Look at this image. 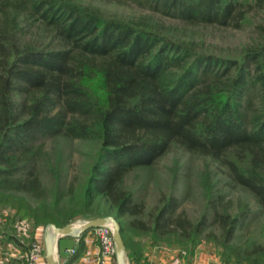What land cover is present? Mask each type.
Instances as JSON below:
<instances>
[{"label": "trees", "instance_id": "16d2710c", "mask_svg": "<svg viewBox=\"0 0 264 264\" xmlns=\"http://www.w3.org/2000/svg\"><path fill=\"white\" fill-rule=\"evenodd\" d=\"M131 1L188 25L241 28L249 12L264 10V0ZM27 24L41 29L39 40L22 42L17 36ZM260 28L259 38L239 54L224 55L163 33L144 19L106 17L76 0H0V205L14 208V217L31 218L34 238L39 227L66 225L80 211L91 214L100 197L108 206L91 212L117 217L132 262L170 234L193 254L206 218L193 222L185 211L178 212L179 200L172 195L146 221L145 200L125 185L130 172L154 164L178 145L225 165L230 184L249 190L264 208ZM45 137L100 143L81 184L80 211L59 203L66 177L58 163L43 165ZM43 171L49 172L52 189L43 182ZM67 189L74 191V180ZM51 191L56 196L48 203ZM14 192L39 203L17 205L11 202ZM222 201V196L211 201V222L230 239L252 210L222 213L217 209ZM129 227L142 237L134 245L126 235ZM253 253L263 256L254 263L264 264V246L255 245Z\"/></svg>", "mask_w": 264, "mask_h": 264}, {"label": "rangeland", "instance_id": "374dc122", "mask_svg": "<svg viewBox=\"0 0 264 264\" xmlns=\"http://www.w3.org/2000/svg\"><path fill=\"white\" fill-rule=\"evenodd\" d=\"M76 1L93 8L106 17L125 18L135 22L144 19L160 27L163 33L176 34L178 37L193 40L201 49L224 55L239 54L246 45L259 38L260 31H262L260 26L264 27V10H252L249 12L245 24L241 28H234L215 25H188L177 19L161 16L147 8H142L131 0L128 2ZM21 24L23 25V23ZM34 27L27 24L25 30L17 36L21 38L22 42L39 40L43 32ZM41 140L43 141L41 153L43 165L47 167L50 164L58 163L66 177L63 185L64 194L59 201L60 205L71 211H80L81 204L78 203V199L81 194V184L85 183L88 177L91 164L100 147L99 141L71 140L62 137H45ZM227 171L225 165L206 155L190 152L178 145H173L154 164L130 172L126 176L125 185L134 190L138 197L145 200L147 207L143 219L146 221L149 220L150 213L157 212L172 195H175L179 200L178 212L185 211L193 222H198L203 217L208 222L204 232L197 236L199 244L213 247L222 253L226 264H262L260 261L254 263L253 260L263 256L260 253L257 255L253 253V247L255 245L264 246V208L256 202L249 190L240 185H231ZM42 177L43 182L52 189L53 184L49 172L43 171ZM71 180H74L73 192L67 191V184ZM48 195L47 202H54L55 191H51ZM220 196L223 197V201L217 208L219 212L234 216L246 206L252 210L251 218L244 226L237 228L234 236L230 239L226 238L219 224L211 222L214 216L211 201L217 200ZM11 202L17 205L25 202L37 205L39 200L14 192ZM107 206V202L98 197L88 210L91 214H81L80 211L69 223L81 224L85 220L102 217L93 212ZM0 208V230L7 229L6 237L8 239L12 240L9 236L11 233L24 241L23 246L30 249L33 243L37 242L35 236L33 238L34 221L25 216L14 217L16 210L10 206L0 205ZM126 219L128 220L126 217L123 222ZM46 226H42V230L45 231ZM90 232L99 243L95 232ZM126 235L132 245L135 240L142 238L137 230L130 227ZM148 239V236L144 237L143 241L148 242ZM161 240L164 246L180 247L177 245L180 240L175 234H170ZM13 242L17 243L18 241ZM167 243L174 245H167Z\"/></svg>", "mask_w": 264, "mask_h": 264}, {"label": "crops", "instance_id": "0c3cea01", "mask_svg": "<svg viewBox=\"0 0 264 264\" xmlns=\"http://www.w3.org/2000/svg\"><path fill=\"white\" fill-rule=\"evenodd\" d=\"M44 232V229L39 227L35 232V239L40 242L44 241ZM91 233H86L82 237L74 235L59 237L56 259L61 264H99V243ZM71 249H76V251L72 253ZM28 251L29 248L26 250L23 244H17L8 239L6 233L0 230V264H26ZM41 264H48L46 255ZM132 264H226V262L222 253L205 244H199L193 254H189L182 247L149 244L142 258Z\"/></svg>", "mask_w": 264, "mask_h": 264}, {"label": "water", "instance_id": "95a60500", "mask_svg": "<svg viewBox=\"0 0 264 264\" xmlns=\"http://www.w3.org/2000/svg\"><path fill=\"white\" fill-rule=\"evenodd\" d=\"M109 225L113 227L114 239L117 245V264H132L127 246L122 234V225L114 214L85 220L81 224L70 222L59 226L56 223H49L44 234L45 255L48 264H61L56 259V246L59 237L74 235L81 237L89 229ZM67 264V263H63Z\"/></svg>", "mask_w": 264, "mask_h": 264}, {"label": "built area", "instance_id": "2783aa9c", "mask_svg": "<svg viewBox=\"0 0 264 264\" xmlns=\"http://www.w3.org/2000/svg\"><path fill=\"white\" fill-rule=\"evenodd\" d=\"M99 241L100 261L99 264H117V245L114 239L113 227L103 225L94 229ZM76 249H71L74 253ZM45 256L44 242H34L27 254V264H41Z\"/></svg>", "mask_w": 264, "mask_h": 264}]
</instances>
